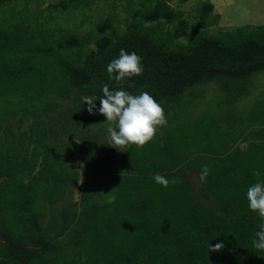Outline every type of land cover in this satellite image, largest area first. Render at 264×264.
Returning a JSON list of instances; mask_svg holds the SVG:
<instances>
[{
    "label": "trees",
    "instance_id": "16d2710c",
    "mask_svg": "<svg viewBox=\"0 0 264 264\" xmlns=\"http://www.w3.org/2000/svg\"><path fill=\"white\" fill-rule=\"evenodd\" d=\"M124 1L125 28L107 40L68 22L90 0H0V130L11 133L14 120L39 122L83 81L173 90L264 67V24L207 32L217 14L198 0L185 44L176 37L182 12L167 0ZM120 49L139 55L144 72L117 83L106 68ZM41 130L32 127L0 147V264H264V252L251 244L261 221L246 200L247 188L264 181V105L241 121L203 114L118 157L93 154L86 183L101 182L103 189L82 210L70 217L63 210L46 227L40 210L59 202L77 175L51 157ZM204 165L210 174L201 183ZM156 174L180 182L164 188ZM69 226L73 233L85 228V249L66 251ZM59 239L62 245L53 244ZM220 242V252L209 251Z\"/></svg>",
    "mask_w": 264,
    "mask_h": 264
},
{
    "label": "rangeland",
    "instance_id": "374dc122",
    "mask_svg": "<svg viewBox=\"0 0 264 264\" xmlns=\"http://www.w3.org/2000/svg\"><path fill=\"white\" fill-rule=\"evenodd\" d=\"M167 2L172 9L182 12L183 23L178 28L176 37L187 36L188 39L190 30L195 24L197 16L195 7L198 0L179 2L167 0ZM205 2L209 4V12L217 14L214 24L206 29L207 32H214L215 27L229 29L242 24H264V0H205ZM124 3V0H90L89 9L83 14L77 13L73 14L72 18L68 17V22L79 30H88L92 33L101 31L105 39H114L110 38L111 33H115L117 37L125 28L127 14L123 9ZM104 84L107 83L83 81L74 85L68 96L56 99L55 110L43 116L39 122L25 120L20 123L14 120L10 125L11 133L7 132V128L0 130V147H4L10 139H15L24 133L28 135L32 127H40L46 142L53 149L51 157L70 166L76 172L75 182L65 188L63 198L55 205L46 204L40 210L45 215L42 221L43 227L47 226L52 217L61 220L63 210L68 217L73 214L74 209L82 210L85 203L93 201L94 194L103 189L101 182L92 181L90 185L86 183L88 178L86 165L93 154L101 153L118 157L127 148L117 150L107 145V129L112 125L98 113L100 106L98 99L103 95ZM108 85L110 90L123 89L133 95L147 91L162 105L167 125L157 129L154 139L160 137L173 125L187 122L206 113H217L227 121H241L251 110L264 105V67L244 76H212L196 83L191 82L182 88H171L173 90L155 89L154 85L139 81L120 89ZM86 96L92 97L96 102L93 114H89L88 106L83 102L82 98ZM29 145L39 148L35 142ZM187 176L192 182L193 189H196L199 185L196 177L190 171L187 172ZM69 230L70 226L64 241L66 251L75 253L85 249L81 241L85 228L79 226L74 233ZM62 240H55L53 244L60 246Z\"/></svg>",
    "mask_w": 264,
    "mask_h": 264
},
{
    "label": "clouds",
    "instance_id": "9594fccd",
    "mask_svg": "<svg viewBox=\"0 0 264 264\" xmlns=\"http://www.w3.org/2000/svg\"><path fill=\"white\" fill-rule=\"evenodd\" d=\"M178 42L187 44V36L179 38ZM106 71L109 79L117 83L140 76L144 72L142 58L135 52L129 53L120 49L118 57L107 64ZM102 93V97L98 99L100 105L98 113L112 125L107 129V145L110 147L117 150L128 146L143 147L154 139L158 128L167 125L162 105L147 91L133 95L123 89L110 90L109 85L104 84ZM82 99L88 106L89 114H93L96 108L94 99L87 96ZM209 174L210 167L202 166L200 182H205ZM254 175L259 176V172L257 171ZM153 179L164 188H167L169 184L174 185L180 182L179 178L169 180L159 174L154 175ZM246 200L248 209L256 213L261 221L251 241L252 247L264 252V181L257 180L247 188ZM223 247V242L209 245V251L220 252Z\"/></svg>",
    "mask_w": 264,
    "mask_h": 264
}]
</instances>
